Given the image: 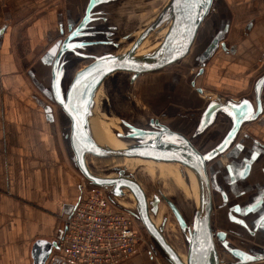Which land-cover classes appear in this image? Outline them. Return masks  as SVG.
Here are the masks:
<instances>
[{
    "label": "water",
    "instance_id": "1",
    "mask_svg": "<svg viewBox=\"0 0 264 264\" xmlns=\"http://www.w3.org/2000/svg\"><path fill=\"white\" fill-rule=\"evenodd\" d=\"M218 3L221 4L219 9L217 8ZM121 4L122 0H82L81 16L74 23L68 24L67 34L57 40L42 57V62L51 68L50 86L43 92L69 119V133L66 135L69 141L67 148L69 158L73 167L84 178L87 187L103 190L114 203L129 211L143 224L171 264H221L214 239L215 232L211 224L214 205L208 163L224 153L228 154L229 148L244 126L250 125L253 129L264 128V74L254 81L249 94L238 98L220 93L213 95L212 92L207 91L210 98L201 110L197 131L191 138L154 119L153 125L160 134L176 139L171 146L167 147L160 143L157 135L148 128L146 123L136 125L122 119L124 130L117 134L138 139L144 147L138 145L121 149L101 145L93 136L90 119L95 114L99 90L110 75L118 72L129 73L132 75L131 82L134 83L143 75L162 71L188 59L201 25L207 18L217 13L220 26L213 28V36L209 38L210 43L202 54L200 64L204 66L205 61L214 54L219 41L223 39L231 20V10L225 0H211L210 5L207 0H203L195 9L189 7V0H169L149 26L138 30L139 34L136 35V31L120 36L123 29L122 25L115 20L118 14L114 8L120 7ZM164 21L167 22V31L159 46L149 53L137 55V48ZM251 26L252 24H249V27ZM97 28H102L104 32L107 31L108 40H85L86 37L95 35ZM60 31L65 32L62 23H60ZM2 33L3 29L0 30V34ZM126 43H130V48L119 53L120 48ZM68 44H73L75 47H68ZM84 47H91L93 50L91 54H86L87 57L92 58V61L79 69L67 71L66 55L74 52L85 56L84 53H79V50ZM45 110L51 112L52 108L46 105ZM245 113L251 118H246ZM220 114L225 115L232 123L228 134L217 146L201 151L195 146L194 140L202 131L210 127ZM253 140L255 144L250 153H253L254 158L248 163V168L259 157L264 158V143L257 138ZM237 147L243 150L241 144ZM89 156L99 159L132 158L159 163H179L196 173L201 191L199 203H194L191 221L179 205L169 197L163 196L183 233L187 246L186 259L181 257L179 250L165 234L167 217L163 216L159 225L153 220V216L160 213L159 196L153 195L150 199L143 185L124 168L116 167L114 173L108 175L94 173L90 168ZM130 195H133L134 206ZM126 198L130 199L129 207L120 201ZM248 212H251V208H246L245 214ZM64 230L63 220L56 240L45 242L42 251L37 249L39 245L36 246L34 264H45L51 252L60 248L59 242ZM224 234L222 232L220 237L223 238ZM228 249L234 256L241 257L240 263L258 262L264 258V256H250L251 259H245L242 257L245 253L239 249H230V247ZM255 264H264V262Z\"/></svg>",
    "mask_w": 264,
    "mask_h": 264
},
{
    "label": "crops",
    "instance_id": "2",
    "mask_svg": "<svg viewBox=\"0 0 264 264\" xmlns=\"http://www.w3.org/2000/svg\"><path fill=\"white\" fill-rule=\"evenodd\" d=\"M78 1L0 0V264H34L36 246L42 251L45 242L57 239L81 195L80 174L66 150L64 114L43 92L51 68L42 62L60 39V23L68 26L81 13ZM225 1L239 35L231 39L236 49L220 64L240 71L233 82L241 92L264 52V0ZM216 74V66L208 72ZM254 134L264 141V128ZM260 170L253 175L255 186L264 185V162ZM256 209L259 222L262 208ZM262 219L258 237H264V209ZM155 259L138 253L121 264H157ZM45 264L73 263L54 249Z\"/></svg>",
    "mask_w": 264,
    "mask_h": 264
},
{
    "label": "flooded vegetation",
    "instance_id": "3",
    "mask_svg": "<svg viewBox=\"0 0 264 264\" xmlns=\"http://www.w3.org/2000/svg\"><path fill=\"white\" fill-rule=\"evenodd\" d=\"M79 16H81V13L76 19L72 21L69 20V23H74L79 18ZM217 16L218 14L214 16L210 21L209 18H207L208 20L206 19L207 21L205 20V22H203V24L201 25L199 34L197 36V40L201 36L200 46L198 47V50L193 54V56L189 57L187 66L175 64V67L173 65L167 69H164L165 71H162H164L163 74L166 73V76L164 75L163 77H159L156 82L152 81V84L148 85L152 87L153 93H164V96L171 101L169 105L176 106V104H180L188 106L187 108H184V110L172 107H166L162 109L157 115L155 114L152 118H148L146 120V125L149 129L156 131L158 130L153 125V120L155 119L159 123L166 124L174 130L183 133L188 138H191L196 133L202 114V109L199 111L198 108L200 106L204 108L206 102L205 100H208L210 98L209 94H207V91L211 92L212 90H214L212 88H209L206 84L204 85V83L201 81H203L205 77L207 79L208 72L210 69H213V66L217 67L220 65V61L222 60L223 56H229L234 52V50L236 49V43L232 42L231 39L235 37V34L239 35V32L236 31L237 28H235V26H237V23H234L232 17L228 29L223 36V39L219 41L214 54L209 59H207L204 66H202L200 64L201 58L203 57L202 54L213 36L212 30L214 27L220 26ZM246 25L247 23L245 24V26ZM66 26H64V30L66 29ZM245 28L246 27H244L243 29V33H245ZM251 29L249 30L252 31ZM67 30H65L64 33H61L59 37H64ZM96 31L97 33H95V35L86 37L85 40H108L107 31L104 32L102 28H97L95 32ZM116 37H118V35ZM92 52L93 50L91 49V47H84L79 50V53H84L85 56L76 54L74 52H69L65 58L67 71L75 69L76 67L82 65L83 62L87 61L81 67L92 61V58L86 56V54L88 55ZM254 71L256 73L252 75ZM249 73L246 74L247 78L250 77V79L246 81L248 82L247 89H244L243 91L236 94L224 91L220 92V90H216V94L220 93L230 97L237 96V98L242 95L249 94L252 90L254 81L259 76L264 74V52L261 54L256 68L251 71L252 74ZM129 75L131 81L132 75ZM237 77L236 79L238 80L239 76ZM231 124L232 123L230 119L225 115H218L214 123L204 131H202L201 134L197 136L196 140H194L195 146L201 151H207L217 146L224 140V137L228 134L231 128ZM254 135V129L252 128V126H244L240 131L238 138L229 148L228 154L224 153L223 155L213 159L208 163V173L210 176L212 199L214 205L211 224L213 231L215 232L214 239L217 245L221 264H255L258 262H264L263 258L258 262L252 261L240 263L241 257L234 256L228 249L229 247L230 249H239L240 251L245 253V255H242V257L264 256V237L257 236L258 230L262 227L263 223L262 218L264 209V185L260 184L258 186H255L256 181L253 177L255 169L258 168L260 170V168L263 167L264 158L259 157L256 161L254 160L255 162L251 164L250 168L247 167L248 163H250V161H253L254 157L253 153H250V150H253L252 147L255 144L253 140L255 138ZM239 144L242 145L243 150L238 149L237 145ZM257 164H259L260 166ZM182 167L186 173L187 178H189L186 168L184 166ZM241 172H244L245 176L240 175ZM258 176L262 178L261 170L259 171ZM221 184L223 186L222 189L219 188ZM158 194H160L159 196H161L160 200H164L166 202L163 197L164 195L166 196V194L161 190ZM172 201L179 205L175 200ZM246 208H251V212L245 214ZM256 208H262L261 217L260 220H258L259 222L256 221ZM237 209H239V211ZM221 211L223 212L222 214L224 216V219L222 218V220H224L225 224L221 221V214H219V212ZM171 213L173 214L172 210ZM158 216L159 214L153 216V220L157 225L161 223L163 217L161 216L159 218ZM257 226L258 228L256 229ZM222 232L225 233L223 238L220 237V234ZM157 247L158 250L162 252L158 245ZM186 256L183 257L181 255L183 259H186Z\"/></svg>",
    "mask_w": 264,
    "mask_h": 264
},
{
    "label": "rangeland",
    "instance_id": "4",
    "mask_svg": "<svg viewBox=\"0 0 264 264\" xmlns=\"http://www.w3.org/2000/svg\"><path fill=\"white\" fill-rule=\"evenodd\" d=\"M78 2H80L79 7H81L82 0H79ZM168 2L169 0H122L120 7L114 8L118 14V18L115 20L119 25H122L123 29V33L120 34V36L127 33H134L136 31V35L139 34L138 30L151 24ZM227 5L229 8L232 7L228 3ZM220 7L221 4L218 3L217 8L219 9ZM214 16L215 14L209 18V21ZM163 36L164 35L160 36L156 41L159 42ZM200 39L201 36L194 45L191 57L198 50ZM128 44H124L120 50L125 51ZM188 61L189 58L178 64L181 66H187ZM86 62H83V64ZM82 65L75 69H79ZM226 65L227 64H220L217 66V74L214 78L207 75V79L205 77V79L201 81L204 85L206 84L209 88L214 89L211 91L213 95L219 90L220 92L224 91L232 94L239 92L237 86L235 87L234 85L236 83L233 81L235 77H237V73H240V71H237L234 66L232 67L231 63L227 66ZM214 67L215 66L212 68ZM164 71L143 75L134 83L130 81V75L125 72L113 74L105 80L97 96L95 114L90 119L95 129L101 133L102 137H106L113 142H127L124 138H120L116 135L118 131L120 132L124 130V128H122V119H126L133 124L139 125L146 123L148 118H152L155 114L157 115L166 107L181 110L188 107L180 104H176V106L169 105L171 101L164 96V93H153L152 87L148 86L152 84V81L156 82L159 77L166 76V73L163 74ZM245 85H248V82H244V86ZM244 86L242 85L243 88ZM205 101L207 102V100ZM198 109L200 111L203 107L200 106ZM63 118L65 120L64 133L66 138V135L69 133L68 126L70 122L65 115ZM66 118L68 123L66 122ZM68 147L69 141L66 138L67 153ZM88 161L91 170L99 175L112 174L116 167L126 169L137 178L141 185H143L150 199L153 195L159 196L160 194L158 193L161 190L167 197L178 202L187 218L190 221L192 220L193 207L196 201L193 195L190 178H187L181 165L173 163H156L150 160L132 158L99 159L93 156H89ZM80 178L81 183H83L84 178L81 174ZM159 197L161 199V196ZM130 198H132L134 206V199L131 195ZM120 201L128 207L130 206L129 198ZM159 212L161 213V215L159 213V218L161 216L167 217L165 234L168 240L179 250L180 254L185 257L187 246L183 233L174 214L171 213L169 206L164 200L160 203ZM222 213V211L219 212V214H221V221L224 223V220H222V218L224 219ZM136 223L145 241L138 253L149 254L152 257H155L157 264H171L167 260L165 254L158 250L156 242L147 232L143 224L138 220H136Z\"/></svg>",
    "mask_w": 264,
    "mask_h": 264
},
{
    "label": "built area",
    "instance_id": "5",
    "mask_svg": "<svg viewBox=\"0 0 264 264\" xmlns=\"http://www.w3.org/2000/svg\"><path fill=\"white\" fill-rule=\"evenodd\" d=\"M81 195L59 242L60 256L73 264H121L145 242L136 218L99 188L80 184Z\"/></svg>",
    "mask_w": 264,
    "mask_h": 264
},
{
    "label": "bare ground",
    "instance_id": "6",
    "mask_svg": "<svg viewBox=\"0 0 264 264\" xmlns=\"http://www.w3.org/2000/svg\"><path fill=\"white\" fill-rule=\"evenodd\" d=\"M167 5V4H166ZM165 5V6H166ZM164 6V7H165ZM163 7V8H164ZM159 15V14H158ZM157 18V17H156ZM150 25V24H149ZM148 25V26H149ZM167 31V22L164 21L163 24H161L158 28H156L155 30H153L151 32V34L147 37V39L137 48V55H144L146 53H149L153 50H155L161 40L159 42H157L156 40L162 36V35H165ZM164 37V36H163ZM130 44L127 45L126 47V50H128L130 48ZM125 50V51H126ZM123 50H119V53H123L125 51ZM91 121V120H90ZM91 130H92V133H93V136L95 138V140L100 143L101 145H108V146H111L113 148H121V149H124V148H127V147H136V146H143L142 142L138 139H131V138H127L126 136H119L117 133L116 135L120 138H124V140H127V142H113L111 141L110 139L106 138V137H102L101 133L98 132L92 121H91ZM151 131H153L156 135H157V138L158 140L160 141V143L164 146H171L172 143L174 141H176V139L174 138H170L168 135L166 134H160L159 131L157 130H152L150 129ZM119 132V131H118ZM123 132V131H120V133ZM182 165V164H181ZM183 166V165H182ZM185 167V166H184ZM120 168V167H119ZM186 168V171L189 175V178H190V181H191V184H192V190H193V195H194V198H195V204H198L199 203V200H200V182H199V178L198 176L196 175V173H194L192 170H190L189 168L185 167ZM133 197V195H132Z\"/></svg>",
    "mask_w": 264,
    "mask_h": 264
},
{
    "label": "snow or ice",
    "instance_id": "7",
    "mask_svg": "<svg viewBox=\"0 0 264 264\" xmlns=\"http://www.w3.org/2000/svg\"><path fill=\"white\" fill-rule=\"evenodd\" d=\"M202 2H203V0H189V7L195 9V8L199 7L200 3H202ZM207 2L210 5L211 0H207ZM73 35H75V33H73ZM67 46L68 47H75V45H73V44H68ZM81 47H83V45H81ZM52 51H53V53H55V49H53ZM108 70H111V69H108ZM77 83L79 84V81H77ZM245 103H247V102H245ZM244 115L246 116V118H249V119L251 118V116H248L246 113ZM209 158H211V157L209 156ZM240 175H244V172H241ZM237 210L239 211V209H237ZM241 223H242V221H241ZM245 259H251V257L245 256Z\"/></svg>",
    "mask_w": 264,
    "mask_h": 264
},
{
    "label": "trees",
    "instance_id": "8",
    "mask_svg": "<svg viewBox=\"0 0 264 264\" xmlns=\"http://www.w3.org/2000/svg\"><path fill=\"white\" fill-rule=\"evenodd\" d=\"M66 122L68 123V120H67V118H66Z\"/></svg>",
    "mask_w": 264,
    "mask_h": 264
}]
</instances>
